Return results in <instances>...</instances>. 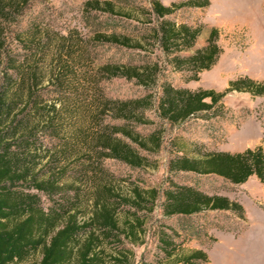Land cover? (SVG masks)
Here are the masks:
<instances>
[{"label": "trees", "instance_id": "obj_1", "mask_svg": "<svg viewBox=\"0 0 264 264\" xmlns=\"http://www.w3.org/2000/svg\"><path fill=\"white\" fill-rule=\"evenodd\" d=\"M27 3L28 0H0V264H23L37 252L41 258L36 264H100L97 250L100 239L113 243L120 237L116 210L122 205L128 208V231L125 232L127 238L135 239V224L140 228L142 224L139 213L153 212L158 191L151 189L146 198L134 189L131 198L123 199L108 185H101L95 189L91 217L79 222L78 210L68 202L62 188V177L70 164L67 162L75 158L73 162L81 163L79 166L86 174L90 170L85 167V161H88L92 164L90 171L97 173L98 161L84 155L93 151L99 160L117 159L131 167L147 165L148 157L141 150L156 152L161 145L163 128L157 127L147 135L136 129L137 124L148 122L145 112L154 107V97L150 93L120 99L99 95L93 90L92 95L86 92L87 95L82 96L78 85L92 83L90 87L95 89L98 80L90 71L76 65L79 61V64L84 63V40L71 31L67 35L57 34L55 44L51 43L49 33L37 21L36 14L23 18ZM209 4V0H184L164 5L160 0H150L149 10L143 8L142 13L148 16L147 21L154 14L158 22L146 27L140 38L113 31L96 32L89 41L142 49L144 43L157 44L173 68L191 71V79L196 80L198 73L210 69L221 53L217 44L218 29L212 27L204 45L184 54L194 46L203 24L177 23L169 15L181 6L205 8ZM92 10L113 12L114 8L107 0L103 5L99 0H87L84 17L88 21ZM10 27L23 48L21 54L13 52L6 41L5 33ZM52 45L55 50L53 68L46 79L40 61L45 59ZM159 72L157 63H106L99 67L98 75L102 79H134L138 84L152 86ZM44 81L47 86L41 88ZM230 90L262 96L264 81L239 76L230 80L224 91L218 92L211 88L175 87L165 79L155 110L170 124L200 113L222 114V98ZM48 91L52 97L45 96ZM98 96L103 102H99ZM82 101L99 109L97 116H91V122L95 121V132H89L81 123V115L75 113L82 107ZM102 112L123 122H104ZM91 135H94L93 139ZM50 141L54 142L47 146ZM44 158L46 161L41 165ZM81 158L84 159L81 161ZM168 170L212 174L232 185L244 184L254 175L264 185V150L258 145L237 152L195 150L193 154L176 153L168 161ZM74 184L72 182L71 186ZM39 193L51 203L47 210L40 204ZM162 198V216L175 218L177 226L183 227L190 218L205 211L230 210L244 220V208L238 202L225 196L208 195L191 186L170 182L163 189ZM178 235L174 228H158V250L166 259L173 264L208 262L207 254L201 250L178 254L180 246L175 242ZM120 254L125 259L111 257V264H127L126 257ZM139 264L147 263L141 261Z\"/></svg>", "mask_w": 264, "mask_h": 264}, {"label": "rangeland", "instance_id": "obj_2", "mask_svg": "<svg viewBox=\"0 0 264 264\" xmlns=\"http://www.w3.org/2000/svg\"><path fill=\"white\" fill-rule=\"evenodd\" d=\"M85 1L87 0H28L23 18L36 14L37 21L43 24L50 35L48 40L54 44L57 34L67 35L72 31L82 37L83 49L86 51L83 56L86 60L81 64L80 61L76 62V65L79 69L90 71L95 78L98 77V80L92 79L97 80L95 89L90 87L92 83L81 82L82 85H78L82 96L92 95L93 90L99 95L120 99L137 98L150 93L154 97V107L145 112L148 122L137 124L136 129L147 135L157 127L163 128L159 149L156 152L141 150L148 157L147 165L131 167L117 159L99 160L97 153L93 151L84 155H88L87 159L94 158V162L98 161L97 173L90 171L92 164L88 161H85V167L90 170L86 174L79 166L81 163L73 162L75 158L67 162L70 164L62 177V188L66 191L68 202L76 206L79 222L91 217L95 189L101 185H108L123 199L131 198L134 189L141 191L146 198L149 197L147 193L151 189L158 191L153 212L139 213L142 224L141 228L135 224V239L127 238L128 234L125 232L128 231V208L122 205L116 210L120 237L113 243L100 239L101 245L97 249L100 252V264H111V257L114 256L124 260L120 253L126 257L127 264H139L141 261L147 264H173L158 250L156 233L158 228L163 226L177 230L179 235L175 237V242L180 246L178 254L193 250L204 251L208 257L206 264H264V185L256 176H250L244 184L232 185L220 176L212 174L198 175L168 170V161L176 153L193 154L195 150L237 152L258 145L264 150V95L255 96L245 91L230 90L222 98V114L200 113L177 124L167 123L155 110L161 84L165 79L175 87L191 90L211 88L218 92L224 91L228 82L239 76L264 81V0H209L210 4L205 8L185 5L169 15L177 23L193 26L203 24L194 46L184 54H190L195 48L204 45L212 27L218 29L217 44L221 53L210 69L198 73L196 80L191 79V71L173 68L157 44L144 43L142 49L89 41L96 32L114 31L140 38L146 27L158 22L154 14H151L150 20L147 21L148 16L142 13L143 8L149 10L150 0H107L113 4L114 11L92 10L89 21L84 17ZM99 1L103 5L105 0ZM160 1L164 5H170L184 0ZM23 18L21 20H24ZM12 28L7 29L5 33L6 41L13 52L21 54L23 48ZM46 54L45 59L40 61V68L47 79L53 68V45ZM106 63H157L160 72L152 86H144L134 79L124 77L102 79L98 75L99 67ZM44 82L40 85L41 88L47 86V82ZM41 92L45 93L46 90ZM86 92L87 94H84ZM45 96L52 97V94L48 91ZM99 98V102H103V98ZM80 104L82 107L75 113L81 115V123L89 132H95V121L91 122V116H97L98 107L85 101ZM101 114L104 122H123L112 119L107 113ZM91 137L93 139L94 135ZM51 142L54 141L46 145L51 146ZM45 161L44 158L41 165ZM72 182L75 184L71 186ZM170 182L191 186L208 195L225 196L238 202L244 208V220L230 210L205 211L190 218L183 227L177 226L175 218L167 219L161 214L162 191ZM38 195L41 206L47 210L51 206L50 201L44 194ZM40 258L41 254L37 252L23 264H36Z\"/></svg>", "mask_w": 264, "mask_h": 264}]
</instances>
